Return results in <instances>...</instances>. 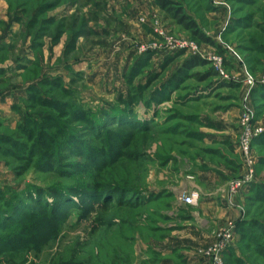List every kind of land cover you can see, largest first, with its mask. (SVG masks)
<instances>
[{
  "label": "rangeland",
  "instance_id": "1",
  "mask_svg": "<svg viewBox=\"0 0 264 264\" xmlns=\"http://www.w3.org/2000/svg\"><path fill=\"white\" fill-rule=\"evenodd\" d=\"M160 1L182 8L215 46ZM171 41L222 57L230 82ZM1 42L0 91L21 96L15 118L0 121V264H191L170 243L188 218L182 196L200 193L176 198L171 184L221 170L242 221L222 262L264 264V133L250 155L256 182L231 192L246 174L244 122L264 128V85L244 83L264 78V0H0ZM192 58L206 64L187 69ZM41 79L39 90L20 91ZM119 109L125 117L102 128L84 120ZM28 115L36 122L21 130ZM17 193L25 207L12 210L6 200ZM231 226L192 257L211 264L203 253Z\"/></svg>",
  "mask_w": 264,
  "mask_h": 264
},
{
  "label": "crops",
  "instance_id": "2",
  "mask_svg": "<svg viewBox=\"0 0 264 264\" xmlns=\"http://www.w3.org/2000/svg\"><path fill=\"white\" fill-rule=\"evenodd\" d=\"M8 35L2 39L4 43H7ZM0 46H4V44L1 42ZM19 60L27 62L25 57H20ZM11 64L17 67L19 71L23 68L22 66H26L16 64V62ZM6 68L7 65L0 64V75L4 76ZM31 85L32 83H29L26 87H22L20 91L24 92ZM10 90L11 88L0 91V121L6 124L9 120L15 118L14 111L18 107L17 100L21 96V94H17L18 92L12 93ZM230 142L234 145L237 144L233 137ZM208 172L199 173L198 182L187 180L179 185L171 184V195L176 198L184 191H198L200 193L197 206L183 205L182 209L188 213V218L180 230L182 233L179 232L180 235L171 237L170 243L171 255L175 250H181L191 257V264H199V259L192 257V255H197L200 248L213 243L215 232L226 229L230 225H237L241 221L238 205L230 203L228 199L227 182H225L227 172L221 170L220 175L213 171ZM166 264H171V262Z\"/></svg>",
  "mask_w": 264,
  "mask_h": 264
},
{
  "label": "built area",
  "instance_id": "3",
  "mask_svg": "<svg viewBox=\"0 0 264 264\" xmlns=\"http://www.w3.org/2000/svg\"><path fill=\"white\" fill-rule=\"evenodd\" d=\"M169 46L171 51L176 50H185V49H193L194 54H198L201 59L207 60L209 62L215 63L216 66V75L222 80L226 82H230L229 77L225 74L222 66H223V58L219 57H210L206 58L201 54L197 53V49L193 46H189L186 43H181L178 41H171L169 42ZM157 45H153L152 50H155ZM148 51L149 49L144 48L143 51ZM245 85H247L250 89H257L259 86L264 85V78L260 81H255L251 77H247L244 81ZM244 126L242 129V135L240 143H238L239 153L243 158L244 161V169L246 171L245 178L243 180H238L231 185V192L232 194H236L239 191L246 188L248 185L254 184L256 182V175L253 169L254 159L251 158V149L254 145V141L263 135L264 128L259 130L252 131V121L249 119L248 121L244 122ZM199 200L198 193H192L190 195L182 196V201L185 202L189 206H196ZM236 227L233 225L231 226L226 232H223L217 236L216 243L206 252L203 253V257L212 259L211 264H223L222 259L225 253L228 251L230 247L234 244V234H235Z\"/></svg>",
  "mask_w": 264,
  "mask_h": 264
},
{
  "label": "trees",
  "instance_id": "4",
  "mask_svg": "<svg viewBox=\"0 0 264 264\" xmlns=\"http://www.w3.org/2000/svg\"><path fill=\"white\" fill-rule=\"evenodd\" d=\"M159 5L160 7L162 8H165L164 10L169 12L170 16H172L173 18H176V21L181 25L183 26L185 29H187L198 41L199 43H205V44H208V45H212V46H215L214 42L208 38L202 30H200L199 26L197 25V23L191 18L189 17L188 15H186L183 11L182 8H179V9H172L171 8V4L170 3H166V2H163V1H160L159 2ZM33 48H35L33 46ZM220 54L225 56L226 58V54H225V51H223L220 47H217ZM229 63V62H227ZM206 64L205 61H202L201 59L199 58H192L190 61L187 62V66L186 68L187 69H191V68H195V67H199V66H204ZM32 65V63L30 64ZM209 76L213 77V76H217L215 72H212L209 74ZM49 80H46V79H41L38 81V83H32V85L28 88V91L29 92H34L35 90H39V85L42 86V85H45L46 83H48ZM55 83V82H54ZM262 89H264V87H262ZM42 101V104L44 105H47V103H50L51 100L48 99L47 97L46 98H43ZM117 115H114L113 113H107L105 114L104 118H100V117H94L91 116V117H85L84 114L82 113L80 116L83 117L84 116V120L87 121V123H92L93 124V127L95 126H98V128H102L104 126L103 123H105L107 121V119L111 118V119H114V118H123L125 117V114L126 112L125 111H122L121 109H119V112L116 113ZM29 116V119L25 122L26 124L25 125H21L20 126V129L21 130H24V128L26 126H31L33 125V122H34V119L32 118L31 115H28ZM36 116V115H35ZM36 117H40L39 116H36ZM98 118V122H95V120ZM36 122V121H35ZM34 122V124H35ZM97 124V125H96ZM72 137H68V143L69 145H73L75 144V135H70ZM264 139V137H262ZM73 142V143H72ZM251 190L255 192L256 189H254V187H251ZM261 191H256V194L260 193ZM0 194H2L0 192ZM8 206L13 210L15 208H20L23 207L22 205H24L25 207V204H23V198H21V195H19L18 193L17 194H12L11 197H7V200H6ZM2 217H0V220H2ZM242 224V221H240L238 224H237V230H240V226ZM3 241H6V240H3ZM4 245L7 246L8 243L7 242H4ZM234 247V244L232 247H230L228 249V251L225 253V257H227L228 255H230L232 253V248Z\"/></svg>",
  "mask_w": 264,
  "mask_h": 264
}]
</instances>
